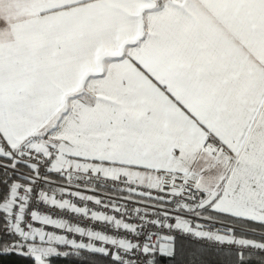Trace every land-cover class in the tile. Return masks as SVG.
<instances>
[{"label":"snow or ice","instance_id":"obj_1","mask_svg":"<svg viewBox=\"0 0 264 264\" xmlns=\"http://www.w3.org/2000/svg\"><path fill=\"white\" fill-rule=\"evenodd\" d=\"M249 233L264 238V0H0V255L212 264L215 244L249 264Z\"/></svg>","mask_w":264,"mask_h":264},{"label":"trees","instance_id":"obj_2","mask_svg":"<svg viewBox=\"0 0 264 264\" xmlns=\"http://www.w3.org/2000/svg\"><path fill=\"white\" fill-rule=\"evenodd\" d=\"M248 226L250 228L256 229L257 232L261 231L259 225L250 223ZM237 232L239 233V228H237ZM248 237L259 240L264 239L261 236L253 235L252 233H249ZM177 245L178 247L183 246L185 251H190L198 247L197 242L183 237H178ZM53 246L57 247L58 251L69 252V255L67 257L53 256L50 258V264H109L108 259L102 254H90L87 251L82 250V254L77 256L70 246L55 244ZM234 255V249L231 251V253H229L227 248L211 246L207 249V255L205 259L212 262V264H219V262L224 261L228 257L234 258ZM262 259H264V253H254L249 261V264H260V261ZM0 264H33V262L31 259L12 253L7 255H0ZM160 264H173V261L160 258Z\"/></svg>","mask_w":264,"mask_h":264},{"label":"built area","instance_id":"obj_3","mask_svg":"<svg viewBox=\"0 0 264 264\" xmlns=\"http://www.w3.org/2000/svg\"><path fill=\"white\" fill-rule=\"evenodd\" d=\"M55 179V177H54ZM72 190H76V189H72ZM81 192H83L84 194H87V195H95V196H98L100 197L101 199L107 201V198L109 195H111L114 199L116 198V193L114 192H110L108 189H103V190H100V191H96V192H93V191H90L88 189H85V188H81L80 189ZM155 195V193H153ZM75 199V198H74ZM123 201L121 200V203ZM135 206H142L141 204H136ZM43 208V206H41ZM89 207L92 208L93 210H98V211H108L109 214H113L111 212L110 209L108 210H105L103 209L102 207H98V206H95L91 203H89ZM44 211H48L50 212L54 217H63V218H66V219H69L70 222H75V223H78L80 226H83V227H92L94 228V230H103L105 231L106 233L108 234H113V235H118V238L123 236L124 233L121 231L119 234L116 233V231L114 229H112L110 226H106L100 222H90L82 217H77L75 216L74 214H70L68 212H60L59 210H49V209H43ZM197 223H200L201 225L204 226L205 230H208L209 228H212V229H220V234H224L225 230H226V227L228 226H231L230 223L228 222H225L224 224H221V223H214V224H210L208 221L206 220H202V219H199V220H196ZM34 223V226H40L38 224H36L35 222ZM46 230H49V231H55L56 234L58 235H68L69 238H74V239H77L78 241L83 239L85 242L87 241V238L84 237V238H81L79 237L77 234H68L66 232H64L63 230H60V229H53L51 226H44ZM237 234H239L237 232ZM183 238H186V237H183ZM248 238H251L253 239L252 237H248ZM186 239H189V238H186ZM191 241H194L192 239H189ZM256 240V239H254ZM259 241V240H257ZM196 242V241H194ZM97 245L99 246V242H96ZM105 247H111V246H108V245H104ZM212 247H217L215 244L212 245ZM220 248H227V246H222Z\"/></svg>","mask_w":264,"mask_h":264},{"label":"rangeland","instance_id":"obj_4","mask_svg":"<svg viewBox=\"0 0 264 264\" xmlns=\"http://www.w3.org/2000/svg\"><path fill=\"white\" fill-rule=\"evenodd\" d=\"M226 222V221H225ZM253 239H255V238H253ZM256 240H259V239H256ZM260 241V240H259Z\"/></svg>","mask_w":264,"mask_h":264}]
</instances>
